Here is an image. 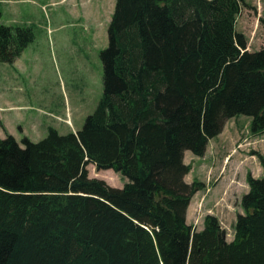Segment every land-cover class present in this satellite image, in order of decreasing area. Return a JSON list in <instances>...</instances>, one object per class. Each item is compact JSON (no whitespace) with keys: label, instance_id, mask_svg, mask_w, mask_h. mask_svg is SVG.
<instances>
[{"label":"trees","instance_id":"1","mask_svg":"<svg viewBox=\"0 0 264 264\" xmlns=\"http://www.w3.org/2000/svg\"><path fill=\"white\" fill-rule=\"evenodd\" d=\"M244 0H115L100 53L103 93L81 130L0 138V264H264V158L246 175L233 239L206 215L186 222L205 184L185 177V152L238 116L264 135V46L236 31ZM264 26V22H262ZM33 41L0 25V62ZM112 170L122 188L89 178Z\"/></svg>","mask_w":264,"mask_h":264},{"label":"rangeland","instance_id":"2","mask_svg":"<svg viewBox=\"0 0 264 264\" xmlns=\"http://www.w3.org/2000/svg\"><path fill=\"white\" fill-rule=\"evenodd\" d=\"M244 2L236 31L254 52L264 46V0ZM114 6L115 0H0V25L28 28L33 34L32 43L12 64L0 62V138L8 134L21 145L24 137L41 141L48 128L60 135L81 130L102 97L100 53L108 44ZM249 125L250 118L245 116L229 122V151L223 152L226 144L215 141L203 159L188 151L184 155V163L191 166L185 181L205 184L192 199L191 225L198 231L206 215L218 216L228 242L233 238V225L221 216L220 209L239 204L235 196L245 186L248 173L262 177L258 156L264 158V135L253 137ZM87 171L89 178L111 187L122 188L126 183L112 170L96 171L89 165ZM225 181L229 188L238 187V194L232 196L227 188L215 196L213 191ZM209 199L210 206L204 208Z\"/></svg>","mask_w":264,"mask_h":264},{"label":"crops","instance_id":"3","mask_svg":"<svg viewBox=\"0 0 264 264\" xmlns=\"http://www.w3.org/2000/svg\"><path fill=\"white\" fill-rule=\"evenodd\" d=\"M247 50L248 51H250L249 49H248V47H247ZM236 118H233V119H231V120H229L226 124H225V126H224V129H223V131L221 132V134H219L216 138H214V139H212V140H210L209 141V143H208V146H209V144L211 143V142H218V143H220V144H223L224 145V143L226 144L225 146H224V150H223V147H221V150H223V152H225L226 150H228V144H229V142H228V138H229V132H228V124H229V122L230 121H233V120H235ZM207 146V147H208ZM230 146V145H229ZM229 151V150H228ZM207 152H208V150L206 149V152H205V155L207 154ZM205 155H204V157H205ZM224 157V156H223ZM198 160L199 159H203V157L202 158H198V157H196ZM219 159H221L222 160V164H223V158H219ZM220 160V161H221ZM225 164H223V166H224ZM222 166V165H221ZM226 168H228L227 167V164H226ZM228 170V169H227ZM259 174H261L262 173V176H263V170H261V169H259V172H258ZM254 178H255V176H254ZM231 184H234L233 182L231 183ZM207 187V186H206ZM231 187V186H230ZM229 189V190H231V195L233 196V195H235V194H238V191H237V189H238V187H237V189H236V187H231V188H229V184H228V182H224V184L222 185V186H220L219 188H216V191H213V193L215 192V196H218V195H220V193L221 192H223L225 189ZM242 189H240V193L238 194V195H236L235 196V198H237V196H238V199H239V204H235L236 206H230L229 207V205L227 206H225V207H223L222 209H220V211L221 212H219L220 214H221V216L222 217H224L225 219H227V221H232L231 222V224L234 226V223H235V220H236V215L237 214H241L242 213V209H241V207H240V200H241V197L244 195V194H246L247 193V191H248V186H247V184L245 183V186H242L241 187ZM229 190L227 191V193L229 192ZM198 193H200V192H198ZM198 193H196L195 195H194V197L198 194ZM226 193V194H227ZM226 194H224V195H226ZM193 197V198H194ZM192 198V199H193ZM211 199H209V200H207L205 203H204V208H206V207H208V206H210V204H209V201H210ZM212 201V200H211ZM210 201V202H211ZM217 206V205H216ZM238 206H239V208H238ZM241 210V211H240ZM193 212H194V207H193V205H192V200H191V203H190V205H189V207H188V210H187V213H186V222H187V224L188 225H191V223H190V220L192 219V216H193ZM218 219H219V217L218 216H216ZM220 220V219H219ZM202 225H203V223H202ZM203 227V226H202ZM202 227L200 228V230L202 229ZM199 231V230H198ZM233 239V238H232Z\"/></svg>","mask_w":264,"mask_h":264},{"label":"built area","instance_id":"4","mask_svg":"<svg viewBox=\"0 0 264 264\" xmlns=\"http://www.w3.org/2000/svg\"><path fill=\"white\" fill-rule=\"evenodd\" d=\"M193 227V226H192ZM195 229V227H193ZM196 230V229H195Z\"/></svg>","mask_w":264,"mask_h":264}]
</instances>
